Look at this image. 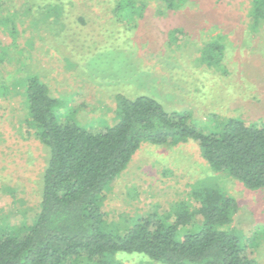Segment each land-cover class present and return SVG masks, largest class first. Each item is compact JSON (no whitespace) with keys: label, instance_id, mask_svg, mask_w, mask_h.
Wrapping results in <instances>:
<instances>
[{"label":"rangeland","instance_id":"374dc122","mask_svg":"<svg viewBox=\"0 0 264 264\" xmlns=\"http://www.w3.org/2000/svg\"><path fill=\"white\" fill-rule=\"evenodd\" d=\"M133 1L143 10L131 18L128 10L116 13L128 0H0V223H29L42 200L50 152L28 125L30 76L58 101L60 120L92 131L117 123L118 94L189 111L206 131L217 125L213 116L264 125V21L252 27L253 0H187L177 10L163 0ZM212 41L225 46L220 65L202 60ZM205 186L237 200L231 227L246 243L259 232L253 250L264 264V188L250 190L214 171L193 140L143 143L107 190V220L123 227L150 214L168 216L182 203L197 206L193 194ZM119 255L122 264H155Z\"/></svg>","mask_w":264,"mask_h":264},{"label":"trees","instance_id":"16d2710c","mask_svg":"<svg viewBox=\"0 0 264 264\" xmlns=\"http://www.w3.org/2000/svg\"><path fill=\"white\" fill-rule=\"evenodd\" d=\"M186 2L163 0L167 10ZM252 3L257 29L264 21V0ZM120 5L116 13L141 16L143 8L133 0ZM224 50L219 41L208 43L203 62L220 65ZM25 96L28 125L50 155L35 218L0 223V264H122L119 254L142 255L155 264H259L253 250L259 232L244 242V234L231 227L238 202L218 187L195 190L197 206L182 203L168 216L150 214L123 227L109 224L104 202L110 184L143 143L174 146L193 140L214 171L250 190L262 189L264 125L213 116L217 125L206 131L192 122L189 111L168 112L151 96L118 94L117 123L92 131L60 120L58 101L38 77L27 78Z\"/></svg>","mask_w":264,"mask_h":264}]
</instances>
